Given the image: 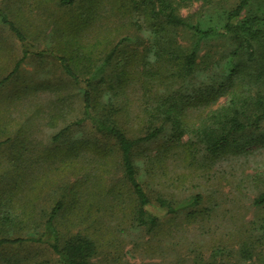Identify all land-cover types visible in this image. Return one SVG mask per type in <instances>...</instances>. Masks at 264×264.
<instances>
[{"label":"rangeland","instance_id":"rangeland-1","mask_svg":"<svg viewBox=\"0 0 264 264\" xmlns=\"http://www.w3.org/2000/svg\"><path fill=\"white\" fill-rule=\"evenodd\" d=\"M131 1L76 0L67 6L59 0H0V8L26 33L36 51L0 88V140L13 139L0 148V197L13 195L14 202L19 203L29 197L30 191L34 192L37 181L42 183L48 178L36 200L37 214L45 216L53 201L60 198L63 186L71 188L81 182L83 175L66 170L64 159L56 155L84 136L94 138L97 133L90 123L75 124L82 116L81 85L65 73L59 56L66 49H72L71 33L95 42L96 28L103 30L111 26L119 28L110 39V49L117 46L110 73H115L117 60L121 66L130 54L144 52L151 36L142 30H126L123 25L128 17L117 11ZM239 1L214 0V5L207 7L201 0H193L181 4L179 14L192 23L206 26L213 18L221 21L225 12ZM251 2L243 16L249 9H257L260 3L259 0ZM86 19L87 27L75 26ZM126 35L131 40H123ZM178 35L185 43L195 39L189 30H178ZM231 46L228 37L203 41L202 54L206 55L209 68L187 83L172 82V87H179L181 91L178 94L191 125L198 126L204 119L202 112L213 107L212 97H204L202 91L222 77V56ZM22 53L21 42L0 21V79L14 69ZM136 63L139 69L143 68L139 61ZM124 91L119 101L123 100L128 109L122 113L120 123L130 137L146 135V126L138 118L142 86L138 90L133 83ZM68 125L70 130L57 140L56 134ZM171 131L168 124L162 136L142 144L135 151V164L139 179L153 201L164 196L173 200L179 211L165 215V210L154 203L162 221L151 232L126 219L116 220L114 224H119L121 232L106 236L97 260L101 264H264V204L256 202L264 192V138L260 139L264 134V120L240 139L252 137L256 141L219 156L184 148L188 134L175 145L168 141ZM120 166L112 167L110 179L122 184ZM197 195L202 198L199 204L194 202ZM191 211L194 216L189 214ZM62 218L59 217L61 223ZM63 230L70 231L65 225ZM11 258L56 264L58 256L48 245L35 242L0 247V264H7L4 259L11 264ZM19 261L15 264H22Z\"/></svg>","mask_w":264,"mask_h":264},{"label":"trees","instance_id":"trees-1","mask_svg":"<svg viewBox=\"0 0 264 264\" xmlns=\"http://www.w3.org/2000/svg\"><path fill=\"white\" fill-rule=\"evenodd\" d=\"M59 1L70 6L76 0ZM189 1L193 0H132L125 3V7L117 8L122 16L128 17L123 25L126 30H142L151 38L144 52L130 54L121 66L117 60L115 73L108 70L116 58L117 46L111 50L109 45L119 27L96 28L95 42L71 33L73 47L70 51L66 49L59 59L65 73L81 85L82 116L75 124L90 123L97 135L94 138L84 136L69 148L60 149L56 156L64 159L66 170H74L75 175L82 174L83 179L71 188L63 186L60 198L53 201L45 216L37 214L36 200L38 192L49 182L48 178L42 183L37 181L34 192L30 191L29 197L19 203L14 202L13 195L0 197L2 249L35 242L53 250L58 256L56 264H101L97 257L104 247L103 240L110 233L121 232L119 224H114L116 220L126 219L151 232L157 230L162 221L154 203L165 210V215L179 211L176 203L164 196H158L154 202L143 187L135 164V151L142 144L162 136L168 124L172 128L168 141L178 143L188 134L184 148L195 153L205 150L219 156L256 141L252 137L240 139L264 120V0H259L257 9H249L246 16H243L244 10L252 0H240L225 12L221 21L213 18L206 26L192 23L179 14L181 4ZM201 1L207 7L214 5V0ZM0 21L8 25L23 46V55L14 69L0 79L2 88L36 51L26 33L2 8ZM86 22L87 19L75 26L85 28L89 24ZM178 30L191 31L195 39L183 42ZM214 37H228L232 46L222 56V77L202 91L204 97H212L213 107L203 111L204 119L194 126L182 107V97L178 94L181 91L179 87L173 88L172 82L187 83L188 79L209 68L201 44ZM123 40H131V36L126 35ZM138 61L143 65L142 69H139ZM133 83L138 90L141 86L143 89L138 118L146 126V135L137 137H130L124 124L120 123L128 105L123 100L120 102L119 96ZM220 97L224 98L221 102ZM70 128L71 125L62 128L55 138L58 140ZM11 140V137L0 140V148ZM51 160L58 161L56 158ZM117 164H121L123 171L122 184L110 179L112 167ZM60 179L62 181V177ZM201 201V196L194 197L195 203ZM256 202L264 204V192ZM189 214L195 215L193 211ZM61 216L63 223L59 221ZM64 225L70 231H64ZM11 259V264L18 260L22 264H49L44 261L34 263L29 258ZM4 261L8 264L6 259Z\"/></svg>","mask_w":264,"mask_h":264}]
</instances>
